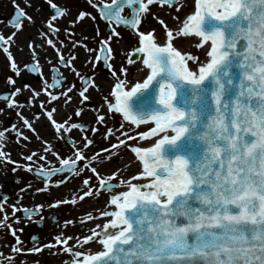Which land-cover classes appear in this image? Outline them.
<instances>
[{
  "label": "snow or ice",
  "instance_id": "snow-or-ice-1",
  "mask_svg": "<svg viewBox=\"0 0 264 264\" xmlns=\"http://www.w3.org/2000/svg\"><path fill=\"white\" fill-rule=\"evenodd\" d=\"M48 3L53 14L46 27L58 36L60 30L54 22L66 10L52 0ZM88 3L98 9L106 23L135 33L137 46L125 57L128 64L140 57L144 77L129 81L126 67L117 69L109 63L113 59L110 42L113 36L119 38L115 28L107 39L99 41L98 49H87L100 53L87 62L108 64L114 79L101 108L95 109L94 123L102 125L103 131L54 118L57 105L72 100L71 88L66 92L49 90L57 87L58 80L45 83L39 91L25 85L32 93L29 103L38 100L42 93L47 97L38 101L41 113L34 119L45 115L61 136L79 130L98 134L108 141L107 147L87 155L84 149L95 142L84 135L82 147L73 143L74 158H59V167L41 166L38 174L48 185L35 191L50 193L53 187L70 183L87 169L92 175L82 179L83 188L76 189L70 199L49 201L47 207L76 205L86 198L99 197L102 192L108 194V200L103 209H93L97 215L88 211L82 218L65 221L66 228L80 224L86 234L68 236L62 231L55 236V243L26 249L18 235L23 229L13 228L12 221L19 223L22 218L36 215L43 219L45 204L18 208L13 203L9 205L12 209L9 214L5 210L8 197L0 198V228L9 230L14 239L11 251L40 253L43 248L59 245L62 246L59 251L69 255L65 264H264V0H110V3L88 0ZM154 5L187 11L182 20L173 17L178 25L172 28L154 16L151 11ZM125 6L131 11L130 16L122 15ZM148 15L163 26L166 35L163 43L157 39L154 28L140 29L142 19ZM86 16L95 19L91 13L81 11L71 23ZM24 18L31 21L23 9H18L11 26L22 29ZM15 35V32L7 37L0 34V50L6 54L11 70L20 75L21 65L10 51ZM177 37L195 38L191 46L199 54L174 46ZM45 43L56 49L61 63L66 66L71 63L53 39L47 38ZM28 47L32 63L23 67L40 74L35 46L29 42ZM8 83L14 85L15 80L9 77ZM90 89L102 91L94 77L81 76L78 103L91 100ZM21 92V88H15L11 96L2 97V102L10 109L21 108L23 105L14 98ZM82 110L74 109V115L79 117ZM16 114L39 138L32 122L21 112ZM115 115L122 122L118 128L109 127L108 120ZM142 126L145 130H140ZM12 131L29 141L15 125ZM6 133L7 127L0 131V142L8 139ZM132 140L137 144H128ZM140 141L150 143L141 146ZM43 144L49 146L42 153L32 152L23 158L30 162L27 164L13 161L0 144V161L15 165L13 172L17 167L32 172L34 156L43 161L45 154L57 155L48 141ZM122 146L131 149L140 170L128 176L121 174L123 168L107 174L100 171L106 162L118 156ZM85 160L88 163L79 167L78 162ZM59 174L63 175L53 179ZM93 177L97 183L92 182ZM120 188L123 190L117 191ZM17 212L23 216H16ZM101 218H105L102 223H95ZM92 245H99L100 249L93 252ZM7 259L8 264H15L13 257Z\"/></svg>",
  "mask_w": 264,
  "mask_h": 264
},
{
  "label": "flooded vegetation",
  "instance_id": "flooded-vegetation-1",
  "mask_svg": "<svg viewBox=\"0 0 264 264\" xmlns=\"http://www.w3.org/2000/svg\"><path fill=\"white\" fill-rule=\"evenodd\" d=\"M52 2L56 4L57 7L66 10L64 14L58 17L57 21L54 22L60 30L58 36L53 35L46 27V22L53 14V9L48 3V0H15V4L13 0H0V34L7 37L13 32L16 33L13 37L15 43L11 45L10 51L17 63L21 65V74L16 75L9 66L10 62L6 54L0 50V109H3V111L0 112V131L5 127L9 129V133L5 134L8 139L0 142V144L3 146V151L10 154L11 159L17 161L19 164L30 163L23 158L32 152L38 154L42 153L43 148L49 146L43 144V141H48L53 151L57 154L56 156L45 154L46 159L43 161L37 160L34 156L33 160L36 161V163L33 164L34 170L32 172H28L20 167H17L16 171L13 172V167H15V165L7 161H0V198L4 196L8 197L5 203V210L9 214L12 212L9 205L13 203H15L18 208L21 206L31 208L37 203L45 204V208L41 213L43 219L40 218V215H36L31 219L22 218L19 223H16L14 220L12 221L13 228L23 229L18 235L23 241V245L26 249L32 248L33 246L55 243V236L59 235L62 231L68 236L86 234V229L80 224L66 228L65 221L82 218L86 212L93 211L94 208L103 209L108 200V194L102 192L99 197L92 199L86 198L85 201L79 202L76 205L65 204L59 207L49 208L47 207L49 201H54L61 197L70 199L76 189L84 187L81 182L82 179L92 174L85 169L80 177L73 178L70 183L60 187H53L50 193H39L35 190L40 187H47L48 181L38 173L41 170V166L44 169L59 167V158H74L76 148L73 147V143L75 142L77 147H82L80 142L84 135L92 137L95 142L94 146H89L88 149H84L87 155H92L101 147H107L108 141L101 139L98 134L91 132L81 133L79 130H73L61 136L55 132L45 115L41 114L38 119H34L37 113H41L38 101L47 99V97L42 93L38 100L29 103V101L32 100V93L25 85H29L31 89L39 91L45 83L53 84L57 83L58 80L59 83L57 87L54 89L50 88L49 90L53 92H66L71 88L72 91L69 92V95L72 96V100L67 104L57 105L58 112L54 114V118L57 121L67 120L69 124L73 122L82 123L89 127H97L100 131H103L102 125L94 123L96 115L95 109L101 108L103 97L108 95L110 87L114 83V79L110 75L108 64L103 61H99L95 65L87 62L92 57L100 55L98 51L89 52L87 49H98L99 41L107 39L112 29L115 28V31L119 33V38L113 36L110 42V46L113 49V59L109 61V63L117 69L122 65L126 67L128 69L127 78L129 81L133 82L136 81L135 70L137 66L140 72L143 69L139 56L135 57V63L133 64H128L125 57L126 53L137 46V37L131 29L106 23V21L101 18L98 9L92 7L88 3V0H52ZM96 2L98 3L99 0H96ZM107 2L110 3V0H107ZM18 9H23L26 13V17H31V21L27 18L23 19V28L20 30L12 27L10 23L16 18ZM81 11L91 13V16L95 17V19L93 20L86 16L83 20L77 21L75 24L71 23L76 20V17ZM122 15H131V11L127 6H125ZM146 23L147 22L142 19L140 26L141 30L150 27V23ZM41 32L47 33V36H41ZM47 38L53 39L60 53L71 60L69 65L66 66L60 62L56 49H53L50 45L45 43ZM29 42L35 46L37 59L39 60L40 74L31 73L23 67L25 64L31 65L32 63V52L28 47ZM73 57H75V59H72ZM73 68L76 70L75 72L72 70ZM77 73H79V75H77ZM142 74H144L143 70ZM81 76L94 77L96 85L102 89V91L90 89L89 94L91 100L83 104L78 103L80 100L78 90L81 88ZM9 77L15 80L14 85L8 83ZM15 88L22 89V92L17 94L14 98L20 101L23 106L14 110L8 108L7 105L2 102V97L11 96ZM51 106V104L48 105L49 108ZM74 109H83L79 117L74 115ZM17 111L21 112L24 117L32 122L33 127L37 130V133H39V138L36 133H33L23 125L22 120L16 114ZM13 125L19 128L24 135L28 136L30 138L29 141H24L21 137L16 136L12 131ZM113 127L115 128V126ZM131 142L134 143V140L128 141V144ZM128 153H132L131 149L122 146L118 156L106 162L100 168V171L107 174L116 170V168H123L124 171L121 173L122 175L128 176L135 174V169L132 167L133 162L128 158ZM87 163V160L83 163L78 162V166L83 167V165ZM60 175L63 174H59L57 177H53V179L59 178ZM92 182L97 183L95 177H93ZM29 185H31V187H28ZM21 189H25V191L22 192ZM121 190H123V188L117 189V191ZM17 197H20V199L17 200ZM93 215H97V213L93 211ZM16 216L22 217L23 214L22 212H17ZM104 219L105 218H101L95 221V223H102ZM69 243L71 244L73 242L69 241ZM12 246H15V242L10 231L0 228V253H3L0 259L5 260L4 253L6 251L9 252ZM60 247L62 246L58 245L54 248H43L40 253H24L25 255L21 254L20 256L26 259H38L46 250L49 251L48 249H50L48 255L55 251L58 254L60 253L59 256L57 254L56 259L53 260L55 264H65V261L69 259V255L59 251ZM91 248L92 251L95 252L100 249V246L92 245ZM32 262L33 264H40L37 260ZM6 264H8V262Z\"/></svg>",
  "mask_w": 264,
  "mask_h": 264
},
{
  "label": "rangeland",
  "instance_id": "rangeland-1",
  "mask_svg": "<svg viewBox=\"0 0 264 264\" xmlns=\"http://www.w3.org/2000/svg\"><path fill=\"white\" fill-rule=\"evenodd\" d=\"M182 2H184V0H182ZM151 11L152 13L154 14V16L158 19H163L168 25L169 27H172V28H175V26H177L176 24V21L177 20H174L173 19V8H169V9H166L164 10V7H160L159 5H154L151 7ZM176 11V10H175ZM187 9L186 8H182V11H179L177 12L176 11V15L177 17H179L180 20L183 19L185 13H186ZM153 17V15H148L146 16L145 18H143V21H146L147 23H150V27L146 28L145 30H149V29H152L154 28L155 29V35L157 37V39L160 41V42H164L166 40V35H165V30L163 28L162 25L159 24L158 22V19H156ZM146 23V24H147ZM178 23V21H177ZM175 24V25H174ZM125 39V38H124ZM174 44L178 47V48H185V38H179L177 37L174 41ZM191 52L195 53V54H199L198 50L195 49V48H192L191 49ZM138 72L137 68L135 70V75L136 73ZM108 124H109V127H113L117 126V128L119 127V124H120V119L119 117H117V115L115 116H112L109 120H108ZM128 125L126 126L125 125V128H127ZM131 145L134 144L136 145L137 144V141L134 140V143L131 142L130 143ZM131 153H128V158L130 159V161H132L131 157L132 155H130ZM49 251H45L41 257H39L38 259H35V258H24V257H21L20 255L21 254H14L11 250L6 251L4 254H5V260L3 259H0L3 264H6L8 262V257H13L15 259V264H21L22 261H26V264L28 263H32V261H35L37 260L38 262H40V264H55V262L53 260L56 259V255L58 254L56 251L53 252L52 254H49L48 253L50 252V249H48ZM12 252V254H11ZM60 254V253H59ZM58 254V256H59ZM22 255H25V254H22ZM27 256V255H26Z\"/></svg>",
  "mask_w": 264,
  "mask_h": 264
},
{
  "label": "bare ground",
  "instance_id": "bare-ground-1",
  "mask_svg": "<svg viewBox=\"0 0 264 264\" xmlns=\"http://www.w3.org/2000/svg\"><path fill=\"white\" fill-rule=\"evenodd\" d=\"M175 25V24H174ZM176 27V26H175ZM193 43V40L192 39H189V38H186L185 39V48H179L181 50H186V51H191L192 47L191 44ZM177 47V46H176ZM178 48V47H177ZM144 77V74H142V70L141 72L138 73V77H137V80H142ZM142 78V79H141ZM136 80V81H137ZM143 146H148L147 144H143ZM133 166V169H135V173H137L139 170H140V165H139V162L136 161L134 164H132Z\"/></svg>",
  "mask_w": 264,
  "mask_h": 264
},
{
  "label": "water",
  "instance_id": "water-1",
  "mask_svg": "<svg viewBox=\"0 0 264 264\" xmlns=\"http://www.w3.org/2000/svg\"><path fill=\"white\" fill-rule=\"evenodd\" d=\"M166 9H169V8H165L164 7V10H166ZM180 11H182V8L180 9ZM173 17H177V15H176V11H175V8H173ZM184 18V17H183Z\"/></svg>",
  "mask_w": 264,
  "mask_h": 264
}]
</instances>
